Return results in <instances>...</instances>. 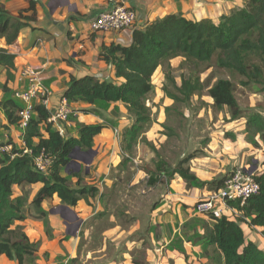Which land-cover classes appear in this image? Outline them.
I'll return each instance as SVG.
<instances>
[{
  "label": "rangeland",
  "instance_id": "1",
  "mask_svg": "<svg viewBox=\"0 0 264 264\" xmlns=\"http://www.w3.org/2000/svg\"><path fill=\"white\" fill-rule=\"evenodd\" d=\"M238 3L242 7L245 4L244 0H238ZM213 63L214 60L194 65L179 57L160 65L151 80L154 90L145 101L150 121L143 126L134 143L127 141L124 133L135 124L136 118L121 103L85 109L91 114L79 110L68 123L52 124L54 130L63 129L65 137H73L76 136L79 113L92 115L97 120L94 124H102L103 129H108L107 136L102 137L107 147L99 150L97 143L94 149H98V154L94 158L74 153L72 163L63 172L66 177L79 173L81 186H95L98 190L96 197L79 201L93 215L88 218L84 215L86 219L82 223L73 213L60 208L63 204L57 198L44 202L41 210L45 217H38L29 202L34 199L39 186H27L23 193L22 189L14 187V196L23 194L29 205L27 218L20 225L31 240L39 242L35 264L40 261L47 264H212L213 250L205 247L202 236L213 223L194 215L196 203L213 192L201 184L221 179L237 170L252 173L253 177L264 173V141L259 135L249 133L246 126L252 114H260L264 119L262 86L255 83L241 85L245 78L218 69ZM168 72L177 85L182 77L191 81L197 79L201 91L186 104L174 103L163 93L164 87L173 92L170 82L165 79ZM4 76H7L6 72L1 70V100L12 98L19 89L18 85L4 84ZM12 79L8 78V81ZM220 79L230 80L235 86L234 97L242 109V115L237 119H232L227 109L216 110L207 94ZM45 87L52 92L49 86ZM10 127L4 125L1 117L0 146L9 144L18 150L22 132L18 127ZM188 156L192 157L187 167L196 181L188 187L184 182L188 190L183 193L185 198L177 199L176 188L170 187L171 183L165 178L153 186L148 184L150 178H157L160 163L164 164V171H170ZM91 157L89 166L82 163L81 160ZM213 158L216 160L212 163L214 167L209 165L211 163L206 166ZM100 168H105V173H98ZM75 183L76 179L71 177L70 185ZM78 207L77 204L71 209L77 210ZM51 210L52 215L49 214ZM80 214L82 218V212ZM58 221L60 227L66 225L63 226L67 233L63 231V239L58 241L60 254L53 255L47 242L56 239L51 224ZM133 226L139 230L131 234ZM77 227L80 229L75 232ZM241 227L246 239L264 251L259 229L245 224ZM108 229L116 231L105 235ZM121 231L128 232V235ZM73 232L77 236V245L67 251L68 246H61V241L68 242ZM50 235L51 239L48 238ZM0 264L15 263L0 257Z\"/></svg>",
  "mask_w": 264,
  "mask_h": 264
},
{
  "label": "trees",
  "instance_id": "2",
  "mask_svg": "<svg viewBox=\"0 0 264 264\" xmlns=\"http://www.w3.org/2000/svg\"><path fill=\"white\" fill-rule=\"evenodd\" d=\"M29 5L26 12H31V15L24 17L22 13L17 16L10 14L0 4V38L8 46L16 41L22 29L35 21V5L31 1ZM131 39L129 46H102L99 53V59L114 68L115 78L122 79V83L100 81L90 76L70 78L62 94L68 105L82 103L91 109L123 104L136 118L135 124L124 133L131 143L150 121L145 101L154 90L152 77L162 63L171 59L181 57L194 65L214 60V67L245 78L241 85L255 83L262 86L261 91L264 92V0H245L242 8L222 16L217 24L208 19L189 20L180 13L167 15L142 29H134ZM14 61V55L0 48V69L5 70L7 80L12 79ZM165 79L170 82L173 92L164 87L163 93L174 103L186 104L202 89L197 79L191 81L182 77L180 85H177L169 72ZM234 90L230 80L220 79L208 89L207 94L216 110L227 109L231 118L237 119L242 115V109L234 97ZM21 108L18 100L5 97L0 101V116H4L8 126L17 127ZM83 112L91 114L89 110L83 109ZM49 115L48 110L37 104L22 134L23 143L32 155L22 154L16 149L12 153H1L0 257L15 264H35L39 256V242L31 240L20 225L27 218L29 205L33 206L38 217L43 218L42 204L54 196L64 206L73 208L80 200L98 195L95 186H81L79 173L70 172L76 179L73 186L70 185L71 177L64 176L63 172L67 171L76 148L79 153L91 150L94 138L105 126L77 123L76 137H65L47 122ZM246 126L249 133L259 135L264 141V119L260 114L250 115ZM11 154L17 155L11 158ZM40 154L51 162L45 173L34 167L33 158ZM191 157L179 161L170 171H164V164L160 163L157 178H150L148 184L153 186L163 181L161 178L169 183L178 176L188 187L196 181L187 167ZM225 178L201 186L216 191L223 187ZM254 180L259 184V193L247 199L242 206L239 201L229 203L236 211L234 217L211 219L213 224L205 229L202 238L205 247L213 250L212 264H264V251L246 239L241 227L245 224L249 228H259L264 240V173L255 176ZM36 184H41V188L29 205L23 194L14 196V187L22 189L23 193L25 187ZM48 238L51 239L52 235Z\"/></svg>",
  "mask_w": 264,
  "mask_h": 264
},
{
  "label": "crops",
  "instance_id": "3",
  "mask_svg": "<svg viewBox=\"0 0 264 264\" xmlns=\"http://www.w3.org/2000/svg\"><path fill=\"white\" fill-rule=\"evenodd\" d=\"M30 1L35 5V21L30 22L28 27L20 31L18 38L12 45L8 46L4 39L0 38V48L6 49L9 54L15 56L14 69L11 71L13 79L8 81L6 76H4L3 83H8L11 87L18 85L20 89L23 87L20 81V72L24 68L28 67L40 71L43 86L47 85L52 89L49 97L51 108H54L62 98L70 78L81 79L90 76L100 81L112 80L117 84L122 83V79L115 78L114 68L99 59V53L102 46H129L134 29H142L148 23L162 19L167 15L178 13L189 20L200 21L208 19L217 24L222 16L229 15L239 6L242 7L238 0H0V4L14 16L22 13L24 17H28L31 15V12H26L30 6ZM117 6H123L134 12L135 24L130 30L114 33H92L89 30V23L100 13L109 11ZM4 72L5 70H3ZM70 106L77 113L79 110L90 108L89 105L82 103ZM1 117L4 125L8 126L4 116L1 115ZM94 119L92 115L79 113L77 121L91 125L96 123L95 121L97 120ZM107 133L108 129H103L94 138L92 147L93 158L95 154H98V149L101 150L102 147H107V143L102 138L107 136ZM97 143L99 145L96 150L94 147ZM20 146L21 139L19 140ZM262 161L264 162V154ZM212 163H216L215 158L208 160L206 166L209 164L214 167ZM105 168H100L98 173H105L103 172ZM170 183V187L176 188L175 193L179 194L176 195L177 199L185 198L186 194L183 195V193H187L188 190L184 181L175 177ZM34 186L41 188V184ZM54 198L57 197L54 196ZM80 203L78 202L79 207L77 210L70 207L64 208V205H61L60 208L73 213L82 223L92 214L89 209L83 206V203V205ZM81 212L82 218H80ZM49 214L52 215L53 211L51 210ZM84 215L86 218H83ZM59 223L58 221L51 224V229H54L56 239L47 242L50 245L48 248L54 253L53 255L60 254L61 247L58 241L63 239V231L67 233V228H64L66 225L63 224L64 226L60 227ZM79 229L80 227H77L75 232ZM138 230L137 227L133 226L130 231L132 234ZM107 231L108 233L105 235H111L116 230L108 229ZM75 232L68 239V242L61 241V246H68L66 247L67 251L68 248H73V246L77 245ZM123 233L128 235V232ZM38 264L47 263L40 261Z\"/></svg>",
  "mask_w": 264,
  "mask_h": 264
},
{
  "label": "built area",
  "instance_id": "4",
  "mask_svg": "<svg viewBox=\"0 0 264 264\" xmlns=\"http://www.w3.org/2000/svg\"><path fill=\"white\" fill-rule=\"evenodd\" d=\"M135 24V14L132 10L123 6H117L109 11L100 13L94 20L89 23V30L92 33H114L130 30ZM20 81L23 87L14 92L13 98L18 100L22 108L18 112V125L22 134L31 120L34 107L38 104L49 111L50 115L47 120L49 124H64L76 115L71 110L67 101L61 98L54 108L49 105L50 92L43 86L41 72L24 68L20 72ZM56 131L64 136V130L57 128ZM22 138V136H21ZM18 149L22 154L32 155L23 140ZM2 153H12L13 148L9 144L0 146ZM17 154H11L13 158ZM34 167L37 171L45 173L50 165V160L43 154L33 158ZM259 184L254 180L253 174L234 171L226 176L223 187L211 192L205 199L198 201L194 206V215L206 220L219 219L221 217L233 218L236 214L235 209L228 204L239 201L242 206L247 199L259 193Z\"/></svg>",
  "mask_w": 264,
  "mask_h": 264
},
{
  "label": "water",
  "instance_id": "5",
  "mask_svg": "<svg viewBox=\"0 0 264 264\" xmlns=\"http://www.w3.org/2000/svg\"><path fill=\"white\" fill-rule=\"evenodd\" d=\"M78 151H79V149L78 148H76V150L74 151V153H78ZM82 154H86V155H89V157H90V155H94V152H93V150L91 149V150H89V151H87V152H85V153H82ZM73 155V154H72ZM72 155H71V157H72ZM82 161V163L84 164V165H86V166H89L90 164H91V162H92V157L90 158V159H88V160H81ZM70 163H72V162H70ZM64 208H67V206H64Z\"/></svg>",
  "mask_w": 264,
  "mask_h": 264
},
{
  "label": "flooded vegetation",
  "instance_id": "6",
  "mask_svg": "<svg viewBox=\"0 0 264 264\" xmlns=\"http://www.w3.org/2000/svg\"><path fill=\"white\" fill-rule=\"evenodd\" d=\"M78 153H79V152H78ZM79 154H82V153H79ZM82 155H83L84 157H86V156L89 157V155H86V154H82Z\"/></svg>",
  "mask_w": 264,
  "mask_h": 264
}]
</instances>
